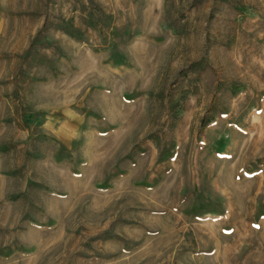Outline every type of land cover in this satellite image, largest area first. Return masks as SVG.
I'll use <instances>...</instances> for the list:
<instances>
[{"label":"rangeland","instance_id":"374dc122","mask_svg":"<svg viewBox=\"0 0 264 264\" xmlns=\"http://www.w3.org/2000/svg\"><path fill=\"white\" fill-rule=\"evenodd\" d=\"M0 264H264V0H0Z\"/></svg>","mask_w":264,"mask_h":264}]
</instances>
